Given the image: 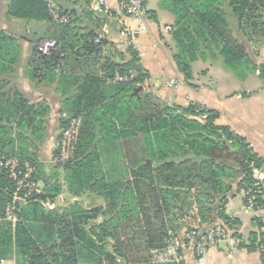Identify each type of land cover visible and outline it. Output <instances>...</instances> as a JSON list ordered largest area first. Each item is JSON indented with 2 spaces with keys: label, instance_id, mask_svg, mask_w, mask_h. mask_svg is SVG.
I'll list each match as a JSON object with an SVG mask.
<instances>
[{
  "label": "trees",
  "instance_id": "trees-1",
  "mask_svg": "<svg viewBox=\"0 0 264 264\" xmlns=\"http://www.w3.org/2000/svg\"><path fill=\"white\" fill-rule=\"evenodd\" d=\"M163 5L176 18L174 61L185 82L192 80V65L207 53L219 56L235 74L246 68V46L233 36L229 17L237 20L245 37L252 38L253 30L264 23L258 20L264 0H163ZM9 15L28 22L54 21L44 0H10ZM62 32L55 39L56 51L39 54L40 63L50 69L64 60ZM97 39L90 32L77 42L81 49L95 51L106 45L103 40L96 44ZM130 53L128 62L104 59L102 76L90 75L82 81L73 115L63 125L65 129L72 118L82 119L73 159L62 166L50 163L51 174L46 178L34 158L0 155V160L35 165V179L44 181L42 193L33 200L14 202L15 183L0 173L2 205L13 204L18 217L13 233L10 222L0 223V241L5 247L15 245L18 264H79L84 254L95 264H153L150 251L181 236L174 225L183 214L186 231L197 227L204 233L219 222L236 231L239 221L224 212L235 185L245 203V193L252 189L255 206H264L263 192L254 188L255 171L262 170L263 160L243 138L217 126L214 112L196 104L172 107L161 100L147 87L150 77L138 53L133 49ZM19 54L13 39L0 30V76L14 72ZM130 70H136L138 77L114 82L116 72L125 75ZM258 70L264 82V66ZM21 104L11 117L18 129L30 111L24 101ZM11 132L10 126L0 125V134ZM113 141H122L127 149L132 177L128 184L109 185L103 173L97 146ZM65 191L73 199L94 194L104 199L106 207L86 208L79 200L53 211L44 206L55 203ZM101 217L105 219L98 223ZM254 223L258 231L250 233L241 246L249 252L261 251L264 259V222L255 218Z\"/></svg>",
  "mask_w": 264,
  "mask_h": 264
},
{
  "label": "crops",
  "instance_id": "crops-1",
  "mask_svg": "<svg viewBox=\"0 0 264 264\" xmlns=\"http://www.w3.org/2000/svg\"><path fill=\"white\" fill-rule=\"evenodd\" d=\"M96 1L99 0H56L71 18L62 28L64 60L59 67L50 69L40 63L38 45L43 40L59 37L60 26L54 21L15 19L9 15L10 0H0V30L20 49L14 72L0 76V125L12 129L11 134H0V155L32 157L42 165V173L48 178L47 171L51 173L50 163L56 155L63 125L73 115V103L82 81L90 75L102 76V63L106 58L117 63L130 61L133 49L144 53L140 64L150 77L147 87L153 93L172 107L188 108L196 104L206 112L217 114L215 124L243 138L263 160L261 171L264 174V82L258 70L264 66V38L245 37L237 20L229 17L233 36L246 46L249 59L246 68L235 74L225 68L219 56L207 53L192 65V80L185 82L174 61L177 48L172 33L176 18L163 5V0H145L148 32L138 37L128 33L137 24L119 11V0H103L108 13L93 10ZM90 32L97 34L106 45L95 51L81 49L77 38ZM169 81L180 87H167ZM20 101H24L30 111L25 112L26 121L18 129L17 121L11 117L18 107L22 108ZM97 153L109 185L128 184L132 180L127 149L122 141L100 143ZM40 186L44 187L43 180ZM262 192L264 197V185ZM58 199V208L78 200L86 208L106 207L103 198L91 193L82 199H73L65 191ZM224 212L239 221V228L232 230L230 239L220 241L202 257L194 250H187L185 264H264L261 251L249 252L241 246L250 233L258 231L254 219L262 214L247 209L244 194L236 192V185ZM184 215L174 225L181 234L186 231ZM104 219L101 217L98 223ZM17 223H10L12 233ZM128 230L132 233V229ZM0 264H18L15 245L5 247L0 241ZM79 264L95 262L84 254Z\"/></svg>",
  "mask_w": 264,
  "mask_h": 264
},
{
  "label": "built area",
  "instance_id": "built-area-1",
  "mask_svg": "<svg viewBox=\"0 0 264 264\" xmlns=\"http://www.w3.org/2000/svg\"><path fill=\"white\" fill-rule=\"evenodd\" d=\"M50 16L59 25H65L70 21L71 16L64 13L63 9L57 4L56 0H44ZM93 10L108 13L107 3L103 0L96 1L93 5ZM119 11L127 18L135 22L137 25L132 31H128L132 37H138L148 32L149 13L145 4V0H119ZM171 31V28H168ZM101 41L98 38L95 43ZM58 49L56 40H43L38 45V51L42 55L49 56L53 51ZM144 56V53H138L139 59ZM138 77L136 70H130L128 74L122 75L116 72L114 82L127 83ZM167 87L179 88L180 85L174 81L167 82ZM82 119L81 117L72 118L68 126L63 130L62 137L58 145L57 155L51 160L52 165L62 166L69 162L75 156L77 145L79 142ZM0 173H5L9 179L15 183V192L13 201L27 203L33 200L37 195L42 193L40 183L35 179L37 167L29 162L21 163L17 159L0 160ZM254 188H257L261 193L264 185V174L262 171H255ZM245 196L248 197L246 207L249 211L255 212L258 218L264 222V206H255V197L252 195V189H249ZM58 199L55 203H44V206L49 210L57 208ZM18 222L16 207L13 204H8L3 207L0 200V223ZM199 229L185 231L181 236L171 238L163 248L153 249L150 251V257L153 264H185V252L194 250L198 257L205 255L210 249L216 248L218 243L223 240L230 239L233 231L224 223L219 222L200 233Z\"/></svg>",
  "mask_w": 264,
  "mask_h": 264
},
{
  "label": "rangeland",
  "instance_id": "rangeland-1",
  "mask_svg": "<svg viewBox=\"0 0 264 264\" xmlns=\"http://www.w3.org/2000/svg\"><path fill=\"white\" fill-rule=\"evenodd\" d=\"M263 13V15L258 19L260 22H263L264 21V10L262 11ZM258 14H259V12H257ZM249 33L251 34V31L249 30ZM253 34H254V37H252L253 38V40H255V38L256 39H261V38H264V23H262V24H260V25H258V27H257V29L256 30H253V32H252ZM50 40V39H49ZM52 40V39H51ZM53 40H55V39H53ZM255 43V42H254ZM51 169V168H50ZM54 173V172H53ZM47 174H51L50 172H49V169H48V171H47Z\"/></svg>",
  "mask_w": 264,
  "mask_h": 264
},
{
  "label": "water",
  "instance_id": "water-1",
  "mask_svg": "<svg viewBox=\"0 0 264 264\" xmlns=\"http://www.w3.org/2000/svg\"><path fill=\"white\" fill-rule=\"evenodd\" d=\"M142 88H139V90L138 91H140Z\"/></svg>",
  "mask_w": 264,
  "mask_h": 264
}]
</instances>
